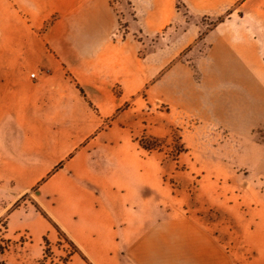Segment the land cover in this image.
Wrapping results in <instances>:
<instances>
[{
  "label": "crops",
  "instance_id": "0c3cea01",
  "mask_svg": "<svg viewBox=\"0 0 264 264\" xmlns=\"http://www.w3.org/2000/svg\"><path fill=\"white\" fill-rule=\"evenodd\" d=\"M0 1L35 42L33 51L12 50L39 55V64L58 73L63 90L56 97L58 87L49 83L50 77L36 83L40 87H27L33 80L26 76L24 61L15 67L0 63V134L34 135L33 141L21 142L17 149L23 157L17 153L14 160L45 166L39 179L60 166L48 186L59 192L57 186L63 183L57 197L63 208L48 214L80 249L84 264H234L220 240L186 217L149 222L141 233L132 226V236L126 239L119 231L113 236L117 252L107 251L98 258L97 250L93 252L80 233L75 236L71 231L69 223L76 217L69 207L94 196L98 211L112 213V201L120 196L131 202L134 211L144 209L143 201L150 205L161 182L151 181L156 169L151 172L154 164L149 160L124 156L106 163L101 150L113 147L101 140L112 131H101L87 142L86 133L99 128L94 121L87 128L55 119L71 113L76 118L95 116L101 123L144 97L244 141L249 151L242 154L244 159L248 154V162L241 165L250 166L264 180V138L254 139L264 129V0H131L142 41L116 36L119 17L111 0ZM178 1L183 12L177 9ZM202 19L218 22L206 31ZM149 41L156 47L142 57L140 51ZM202 48L190 61L194 50ZM65 75L73 80L76 93ZM24 119L31 125L24 128ZM78 133L84 134L82 139ZM7 147L0 144V150ZM114 228H121L119 221ZM92 242L98 246V240Z\"/></svg>",
  "mask_w": 264,
  "mask_h": 264
},
{
  "label": "rangeland",
  "instance_id": "374dc122",
  "mask_svg": "<svg viewBox=\"0 0 264 264\" xmlns=\"http://www.w3.org/2000/svg\"><path fill=\"white\" fill-rule=\"evenodd\" d=\"M2 2L0 63L15 67L18 61H24L28 68L26 76H31L33 80L27 87H40L36 83L50 77L49 83L58 87L55 88V95L59 97L63 90L59 86L58 73L39 64V55L30 54L35 46L34 39L21 28L9 6L2 5ZM111 4L119 17L116 36H134L142 41L131 0H111ZM176 6L183 12L181 2L178 1ZM217 22L202 19L201 23L207 31ZM151 41L154 42L153 39ZM143 46L142 54L156 47L151 42H145ZM12 47L20 48V51L25 47L30 51L21 53L12 50ZM202 52L203 48L199 52L195 49L189 60L193 61ZM26 76L24 74V78ZM65 77L72 92L76 93L73 80L68 75ZM71 106L79 114L78 105L72 102ZM58 110L61 108L55 112ZM89 114L92 112L89 111ZM65 117L56 118L55 123L65 120L67 125L89 128L94 121L95 126H99L93 134L86 133L87 142L101 131H112L101 140L113 147L101 150L106 163L124 156L149 160L151 165L154 164L151 172L156 169V179L152 174L151 181L159 179L161 182L162 189L152 194L150 205L143 201L144 209L139 207L134 211L127 198H114L112 213L116 217L104 208L98 211V200L94 196L83 205L69 207L75 210L72 214L76 217V221L69 223L71 231L75 236L80 233L88 247L93 252L97 250L98 258L101 259L107 251L117 252L119 247L113 236L116 233L118 236L119 231L126 239L132 236V226L134 231L141 233L149 222L186 217L220 240L232 254L234 264H264V180L255 176L250 166L241 165L242 161L248 162V154L245 159L242 154L249 151L244 141L230 137L226 131L199 118L175 113L165 105L152 103L144 97H140L134 106L101 123L96 121L95 116L91 119L76 118L70 113ZM23 121L24 128L31 125L30 121ZM260 133L254 135L256 142L264 138V129ZM33 136L0 134V144L8 146V149L0 150V158L4 159V164H0V264H84L80 249L48 214L63 208L62 203H57L63 183L57 186L59 192L48 186L60 166L39 179L45 166L16 164L21 160H14L17 153L21 159L23 157L21 150L17 149L21 147V142L25 139L33 141ZM83 136L76 135L78 139ZM11 139L19 143H11ZM118 221L121 224L119 230L114 228ZM94 239L99 241L97 247L92 244Z\"/></svg>",
  "mask_w": 264,
  "mask_h": 264
},
{
  "label": "trees",
  "instance_id": "16d2710c",
  "mask_svg": "<svg viewBox=\"0 0 264 264\" xmlns=\"http://www.w3.org/2000/svg\"><path fill=\"white\" fill-rule=\"evenodd\" d=\"M52 22H53V21H50L49 23H47V24L45 25L44 29H46L47 26H49ZM140 55L143 57L145 54H142L141 51H140Z\"/></svg>",
  "mask_w": 264,
  "mask_h": 264
},
{
  "label": "water",
  "instance_id": "95a60500",
  "mask_svg": "<svg viewBox=\"0 0 264 264\" xmlns=\"http://www.w3.org/2000/svg\"><path fill=\"white\" fill-rule=\"evenodd\" d=\"M37 195H39V192H36Z\"/></svg>",
  "mask_w": 264,
  "mask_h": 264
},
{
  "label": "built area",
  "instance_id": "2783aa9c",
  "mask_svg": "<svg viewBox=\"0 0 264 264\" xmlns=\"http://www.w3.org/2000/svg\"><path fill=\"white\" fill-rule=\"evenodd\" d=\"M32 77H34V76H32Z\"/></svg>",
  "mask_w": 264,
  "mask_h": 264
}]
</instances>
